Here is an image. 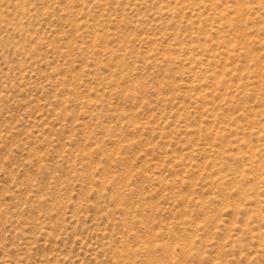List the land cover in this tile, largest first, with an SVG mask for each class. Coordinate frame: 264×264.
Instances as JSON below:
<instances>
[{"label":"rangeland","instance_id":"obj_1","mask_svg":"<svg viewBox=\"0 0 264 264\" xmlns=\"http://www.w3.org/2000/svg\"><path fill=\"white\" fill-rule=\"evenodd\" d=\"M0 264H264V0H0Z\"/></svg>","mask_w":264,"mask_h":264}]
</instances>
